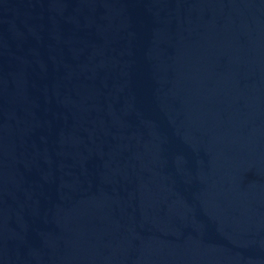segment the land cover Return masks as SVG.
Masks as SVG:
<instances>
[{
  "label": "water",
  "instance_id": "95a60500",
  "mask_svg": "<svg viewBox=\"0 0 264 264\" xmlns=\"http://www.w3.org/2000/svg\"><path fill=\"white\" fill-rule=\"evenodd\" d=\"M0 264H264V0H0Z\"/></svg>",
  "mask_w": 264,
  "mask_h": 264
}]
</instances>
